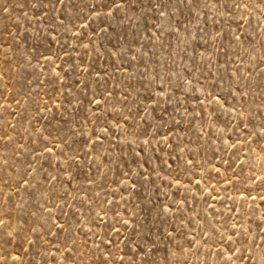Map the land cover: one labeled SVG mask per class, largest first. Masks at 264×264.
<instances>
[{"label": "rangeland", "instance_id": "374dc122", "mask_svg": "<svg viewBox=\"0 0 264 264\" xmlns=\"http://www.w3.org/2000/svg\"><path fill=\"white\" fill-rule=\"evenodd\" d=\"M0 264H264V0H0Z\"/></svg>", "mask_w": 264, "mask_h": 264}]
</instances>
